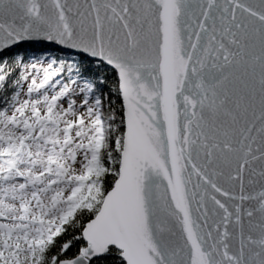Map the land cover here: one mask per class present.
Here are the masks:
<instances>
[{"label":"snow or ice","instance_id":"1","mask_svg":"<svg viewBox=\"0 0 264 264\" xmlns=\"http://www.w3.org/2000/svg\"><path fill=\"white\" fill-rule=\"evenodd\" d=\"M0 264H264V0H0Z\"/></svg>","mask_w":264,"mask_h":264},{"label":"trees","instance_id":"2","mask_svg":"<svg viewBox=\"0 0 264 264\" xmlns=\"http://www.w3.org/2000/svg\"><path fill=\"white\" fill-rule=\"evenodd\" d=\"M23 47H27V45L23 46ZM52 55H61V56H65L66 58H69V59H78V57L75 56V54L73 53H59V52H53L51 53Z\"/></svg>","mask_w":264,"mask_h":264},{"label":"water","instance_id":"3","mask_svg":"<svg viewBox=\"0 0 264 264\" xmlns=\"http://www.w3.org/2000/svg\"><path fill=\"white\" fill-rule=\"evenodd\" d=\"M74 54V53H73Z\"/></svg>","mask_w":264,"mask_h":264}]
</instances>
